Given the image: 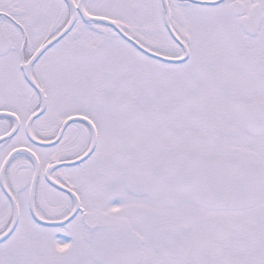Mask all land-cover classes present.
<instances>
[{"label":"snow or ice","instance_id":"obj_1","mask_svg":"<svg viewBox=\"0 0 264 264\" xmlns=\"http://www.w3.org/2000/svg\"><path fill=\"white\" fill-rule=\"evenodd\" d=\"M0 264H264V0H0Z\"/></svg>","mask_w":264,"mask_h":264}]
</instances>
